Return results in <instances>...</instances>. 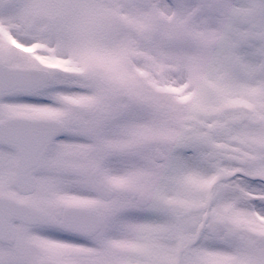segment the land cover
Wrapping results in <instances>:
<instances>
[{"label":"snow or ice","instance_id":"1","mask_svg":"<svg viewBox=\"0 0 264 264\" xmlns=\"http://www.w3.org/2000/svg\"><path fill=\"white\" fill-rule=\"evenodd\" d=\"M0 264H264V0H0Z\"/></svg>","mask_w":264,"mask_h":264}]
</instances>
